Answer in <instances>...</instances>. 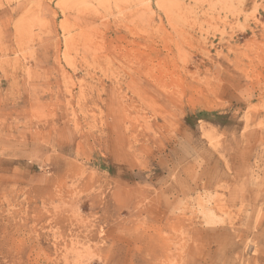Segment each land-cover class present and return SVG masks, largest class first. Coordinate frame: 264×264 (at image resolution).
<instances>
[{
    "label": "rangeland",
    "instance_id": "rangeland-1",
    "mask_svg": "<svg viewBox=\"0 0 264 264\" xmlns=\"http://www.w3.org/2000/svg\"><path fill=\"white\" fill-rule=\"evenodd\" d=\"M0 264H264V0H0Z\"/></svg>",
    "mask_w": 264,
    "mask_h": 264
}]
</instances>
